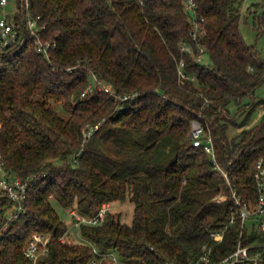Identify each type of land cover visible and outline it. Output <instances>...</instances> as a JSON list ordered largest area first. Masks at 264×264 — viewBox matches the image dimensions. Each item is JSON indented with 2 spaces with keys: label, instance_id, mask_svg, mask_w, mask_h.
<instances>
[{
  "label": "trees",
  "instance_id": "16d2710c",
  "mask_svg": "<svg viewBox=\"0 0 264 264\" xmlns=\"http://www.w3.org/2000/svg\"><path fill=\"white\" fill-rule=\"evenodd\" d=\"M192 1L201 26L195 39L187 0H28L45 24L41 38L54 46L48 57L33 46L0 54V150L13 174L44 176L27 189L24 213L8 223L0 264H30L23 246L35 232L49 235L37 264H91L100 258L94 248L134 264H196L209 250V261L197 264H212L239 241L261 251L264 264V230L241 228L236 219L220 241L211 235L230 219L231 187L245 202L256 199L264 98L255 92L264 83V59L242 37L239 0ZM16 2L21 18L23 0ZM253 6V27L261 29L264 10ZM181 41L199 44L208 61L183 51ZM180 60L194 80L179 78ZM255 111L263 113L260 122L229 138L228 127H242ZM195 119L230 184L190 141ZM96 124L84 139L82 127ZM126 199L130 223L109 208L101 222L78 226L85 243L60 240L68 223L52 201L92 216L102 203ZM10 206L0 194L1 222ZM107 259L103 264H114L101 261Z\"/></svg>",
  "mask_w": 264,
  "mask_h": 264
},
{
  "label": "built area",
  "instance_id": "2783aa9c",
  "mask_svg": "<svg viewBox=\"0 0 264 264\" xmlns=\"http://www.w3.org/2000/svg\"><path fill=\"white\" fill-rule=\"evenodd\" d=\"M9 0H0V54L6 52H16L19 48L24 46H33L35 51L41 55L49 56V50L54 43L49 40L41 38V32L45 28L40 20V16L34 15L29 10L28 0H23V14L21 18L16 16L18 12L17 2L15 0L14 8L12 10H6ZM186 8L193 13V30L191 32L192 37L195 39L198 31L200 30V22L197 20L195 12L196 5L192 0H187ZM181 49L191 54L198 62H204L203 56L205 55L204 48L197 44V49L186 41H181ZM177 73L180 79H195L194 74H189L184 70V61L180 60L177 64ZM94 81L96 85H99L101 89L113 93L112 88L109 85L101 84L95 77ZM91 88L89 84V89ZM84 92L82 93V95ZM132 95H135L133 93ZM131 95H125L124 98H128ZM200 115V114H199ZM98 125L93 127L84 125L82 127V134L84 139L91 136L93 130ZM190 141L194 146H202L208 153L209 157L215 163V169L219 170L228 180L226 172L217 164L215 158V152L213 147L212 138L209 134H206L202 124L198 120L191 122V128L189 131ZM73 155V160H75ZM44 176L41 174H31L26 178H21L8 170L5 165V161L0 150V194L6 196L11 204L7 209L6 218L0 221V240L8 226V223L18 218L25 211L24 200L26 197L27 189L35 184L39 178ZM254 181L256 189V199L254 201H243L237 194L236 190L231 187V197L233 198V205L231 207V216L227 224L216 231H212L211 235L221 240L224 230L231 225L236 219L241 222V228L255 227L258 231L264 230V156L257 159L255 163ZM228 183L230 184L229 180ZM226 197L224 192H219L215 196L216 201H222ZM110 208L108 203H102L100 209L92 216H85L77 212L75 209L69 210L70 215L73 217V227L78 228L81 223L97 224L104 218L106 211ZM67 234V232H66ZM64 236L60 237L61 241H65ZM49 235L40 232L32 234L29 241L23 246V254L30 261V264H37L39 259L45 255L48 251ZM264 245V244H263ZM252 246L243 245L240 241L237 243L235 249L222 258L212 264H260L261 251L251 252ZM93 251L100 256L99 259L93 258L91 264H99L103 257H110L114 264H119L117 256L113 252L106 254H100L95 248ZM207 263L209 261V250L205 251L197 261ZM196 263V264H197ZM167 264H174L168 262Z\"/></svg>",
  "mask_w": 264,
  "mask_h": 264
},
{
  "label": "rangeland",
  "instance_id": "374dc122",
  "mask_svg": "<svg viewBox=\"0 0 264 264\" xmlns=\"http://www.w3.org/2000/svg\"><path fill=\"white\" fill-rule=\"evenodd\" d=\"M240 8H241V21H240V32L242 37L248 44H254L257 48L261 58L264 59V25L261 26V29H257L253 27V10L256 9L254 4L259 3L261 6L257 9L259 14L264 10V0H239ZM15 0H9L8 5L5 7L6 10H12L14 8ZM250 8V10L248 9ZM2 9L0 10L1 15ZM204 62L208 61L207 55L203 56ZM93 79L90 82L91 88L94 87ZM255 96L257 98H264V83L256 90ZM54 108L62 115H66L62 107L58 104H54ZM236 107L235 105L230 106L231 113H234ZM263 116L262 112L255 111L251 116L247 124L243 125L242 127H235L230 125L227 129V135L229 138L235 136L239 133L242 129L252 128L257 125ZM244 115H239L236 119L237 122H240L243 119ZM193 121V120H192ZM53 206L55 207L59 217L68 223L67 228V235L65 237L66 242H80L85 243L86 241L80 236L79 231L77 228L73 227V219L70 217V213L67 209L61 207L56 201H52ZM110 209L117 210L120 212L121 220L125 223H130L132 219V211L133 205L129 202L128 199L115 202L110 204ZM117 256L116 253H114ZM118 257V256H117ZM110 259L104 260V262H100L99 264H103L108 262ZM119 264H134L128 262H120L118 258Z\"/></svg>",
  "mask_w": 264,
  "mask_h": 264
}]
</instances>
